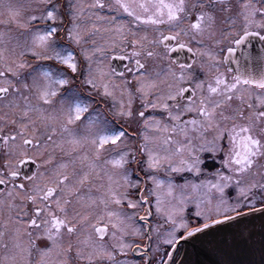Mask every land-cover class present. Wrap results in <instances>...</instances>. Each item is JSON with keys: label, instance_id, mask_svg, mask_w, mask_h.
<instances>
[{"label": "snow or ice", "instance_id": "obj_1", "mask_svg": "<svg viewBox=\"0 0 264 264\" xmlns=\"http://www.w3.org/2000/svg\"><path fill=\"white\" fill-rule=\"evenodd\" d=\"M245 217L264 0H0V264H193Z\"/></svg>", "mask_w": 264, "mask_h": 264}, {"label": "water", "instance_id": "obj_2", "mask_svg": "<svg viewBox=\"0 0 264 264\" xmlns=\"http://www.w3.org/2000/svg\"><path fill=\"white\" fill-rule=\"evenodd\" d=\"M247 229L253 233L250 239L236 237L227 246H206L193 253V264H264V226L259 218L245 217ZM224 227V226H221ZM229 232L231 238V230ZM248 231L243 232L247 237Z\"/></svg>", "mask_w": 264, "mask_h": 264}]
</instances>
